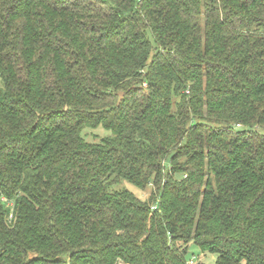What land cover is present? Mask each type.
Wrapping results in <instances>:
<instances>
[{"label":"trees","instance_id":"obj_1","mask_svg":"<svg viewBox=\"0 0 264 264\" xmlns=\"http://www.w3.org/2000/svg\"><path fill=\"white\" fill-rule=\"evenodd\" d=\"M191 244L264 264V0H0V264Z\"/></svg>","mask_w":264,"mask_h":264},{"label":"rangeland","instance_id":"obj_2","mask_svg":"<svg viewBox=\"0 0 264 264\" xmlns=\"http://www.w3.org/2000/svg\"><path fill=\"white\" fill-rule=\"evenodd\" d=\"M104 135L105 132L100 129L98 131L87 130L84 132V136L89 141H98L100 138L104 137ZM124 186L134 193L138 198L144 200L150 196L152 190L151 187L146 191L139 190L138 188L126 182L124 183ZM187 258L194 260L195 264H215L217 257L216 255H213L209 252H202L197 245L191 244L189 246Z\"/></svg>","mask_w":264,"mask_h":264},{"label":"built area","instance_id":"obj_3","mask_svg":"<svg viewBox=\"0 0 264 264\" xmlns=\"http://www.w3.org/2000/svg\"><path fill=\"white\" fill-rule=\"evenodd\" d=\"M189 264H195V261L191 259Z\"/></svg>","mask_w":264,"mask_h":264}]
</instances>
